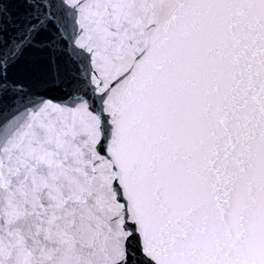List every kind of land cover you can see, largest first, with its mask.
<instances>
[{"label":"snow or ice","instance_id":"1","mask_svg":"<svg viewBox=\"0 0 264 264\" xmlns=\"http://www.w3.org/2000/svg\"><path fill=\"white\" fill-rule=\"evenodd\" d=\"M0 264H264V0H0Z\"/></svg>","mask_w":264,"mask_h":264}]
</instances>
